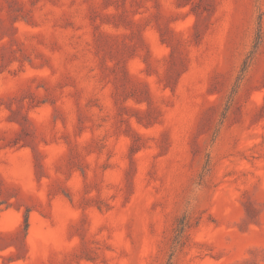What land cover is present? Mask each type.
<instances>
[{
	"label": "rangeland",
	"instance_id": "1",
	"mask_svg": "<svg viewBox=\"0 0 264 264\" xmlns=\"http://www.w3.org/2000/svg\"><path fill=\"white\" fill-rule=\"evenodd\" d=\"M0 264H264V0H0Z\"/></svg>",
	"mask_w": 264,
	"mask_h": 264
}]
</instances>
